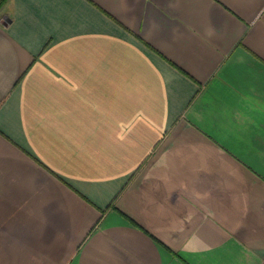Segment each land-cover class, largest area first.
I'll return each instance as SVG.
<instances>
[{"label": "crops", "instance_id": "crops-1", "mask_svg": "<svg viewBox=\"0 0 264 264\" xmlns=\"http://www.w3.org/2000/svg\"><path fill=\"white\" fill-rule=\"evenodd\" d=\"M0 264H264V0H0Z\"/></svg>", "mask_w": 264, "mask_h": 264}]
</instances>
